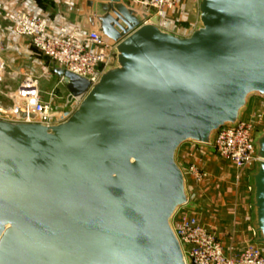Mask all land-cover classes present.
Returning <instances> with one entry per match:
<instances>
[{
	"label": "water",
	"instance_id": "obj_1",
	"mask_svg": "<svg viewBox=\"0 0 264 264\" xmlns=\"http://www.w3.org/2000/svg\"><path fill=\"white\" fill-rule=\"evenodd\" d=\"M72 16L117 44L115 62L91 83L51 61L83 96L58 124L0 118V264H188L173 219L197 205L178 151L215 153L217 130L264 99V0H198L188 36L128 0ZM254 144L264 244V128Z\"/></svg>",
	"mask_w": 264,
	"mask_h": 264
},
{
	"label": "built area",
	"instance_id": "obj_2",
	"mask_svg": "<svg viewBox=\"0 0 264 264\" xmlns=\"http://www.w3.org/2000/svg\"><path fill=\"white\" fill-rule=\"evenodd\" d=\"M180 0H135V3L156 16L158 25L170 30L167 14L177 8ZM0 9L2 6L0 4ZM4 16L12 21L19 35L28 37L33 46L66 70L95 83L106 67L115 62L116 43L104 35L92 31L55 24L49 17L19 10H4ZM150 21V20H149ZM7 70L4 49L0 46V118L14 122H36L55 125L66 120L82 101L83 96L69 93L64 106L55 107L60 99L53 91L43 97L40 80L30 74H20L15 88L5 90ZM64 84V80L60 78ZM22 113L23 115H20ZM34 114V117L31 116ZM264 128V107L246 112L235 126H222L214 137L216 153L236 167L239 181L246 172L259 165L254 137ZM186 177L196 183L205 182L210 174L198 163L183 169ZM173 224L188 264H264V251L259 245L249 244L242 250L225 252L214 226L202 222L186 207L177 212Z\"/></svg>",
	"mask_w": 264,
	"mask_h": 264
},
{
	"label": "crops",
	"instance_id": "obj_3",
	"mask_svg": "<svg viewBox=\"0 0 264 264\" xmlns=\"http://www.w3.org/2000/svg\"><path fill=\"white\" fill-rule=\"evenodd\" d=\"M39 1L40 0H0V4L2 6V9H0V42L9 43L11 40V33L16 35L14 27L13 32H11V21L4 16V10L28 11L32 14L43 15L41 13L42 7ZM85 2L86 0H65V4L67 3V5L57 7V15L52 21L55 24H65L71 28L73 27L81 30H88L78 24L72 16L73 12L75 13L83 10ZM128 2L135 8H141L135 3V0H128ZM167 19L170 20V23L173 26L169 31L181 36H188L198 24V2L195 3L194 0H181L176 9L168 12ZM26 39H28L31 43V40L28 37H26ZM22 41L25 42V39ZM21 47L25 48V45ZM34 49L37 51L35 47ZM4 56L10 64L6 52H4ZM48 61L50 67L51 61L49 59ZM12 67L18 69L20 74H28L27 70L24 68H17L13 65ZM53 75L56 81H60V77H57L54 73ZM40 84L43 90V97L48 98V92L50 91H48V89H46L41 82ZM65 91L68 93L66 88ZM250 110H247V112ZM206 152L207 151L202 149L198 144L184 143L179 148L177 159L181 167L186 169L191 163L195 162L198 155L203 156ZM215 154L218 155L217 153ZM215 171L223 172V168L221 167L220 170L219 168H215ZM187 181L189 188V182L192 180L188 177ZM253 203V192L250 190L247 192L243 189L242 192H237L227 202H224V207L218 211V214L216 216L212 214L213 219L211 218L209 221L206 217L203 220L205 222H210L208 224L216 228L218 238L220 239L225 252L228 253L232 250L239 251L249 244L259 245L264 251V244L258 243L259 233L256 231V213ZM199 215L203 217L202 212L199 213ZM177 216L178 215L176 214L173 219V224L177 222ZM201 217L199 216V218Z\"/></svg>",
	"mask_w": 264,
	"mask_h": 264
},
{
	"label": "rangeland",
	"instance_id": "obj_4",
	"mask_svg": "<svg viewBox=\"0 0 264 264\" xmlns=\"http://www.w3.org/2000/svg\"><path fill=\"white\" fill-rule=\"evenodd\" d=\"M39 2L42 7L41 13L51 20H54L57 15V7L67 5V3L65 4V0H40ZM194 2L197 3L198 0H194ZM13 27L14 25L11 21V32H13ZM171 27L173 26L170 25V28ZM15 33L16 35L11 33V40L9 43L0 42V46L8 55L11 64L7 62L5 57L7 74L6 80L3 82L4 84L6 83L4 89H13L18 83L20 73L18 69L13 68L12 65L17 68H24L27 70L28 74L40 80L44 87L50 91L48 93L54 91L59 96L60 99H56L54 102L55 107L64 106L69 97V92L67 93L65 91L63 83L56 81L54 78L53 71L49 67L48 59L39 51H36L25 36L18 35L17 32ZM22 38L25 39V42L22 41ZM23 45H25V48L21 47ZM262 107H264V99L253 97L247 110L260 109ZM206 153V155L204 154L203 156L198 155L195 162L203 168L205 167L210 176L201 184L196 183L191 178L192 181L189 182V188L191 201L197 205V208L191 211L196 215L198 214V217H201L199 213L202 212L203 217L199 219L208 224L210 222H205L203 220L207 217V220L210 221L212 214L216 216L218 211L224 207V202H227L234 194L242 192L243 189L247 192L249 190L253 192V177L250 175L251 172H246L242 175L240 180L237 181L236 175L238 171L231 162L219 157L215 154L216 152ZM221 167L223 168V172L215 171V168H219L220 170ZM257 168L254 173H256Z\"/></svg>",
	"mask_w": 264,
	"mask_h": 264
}]
</instances>
